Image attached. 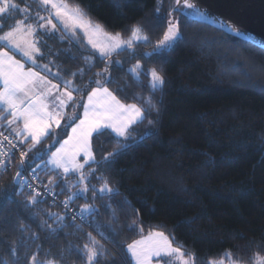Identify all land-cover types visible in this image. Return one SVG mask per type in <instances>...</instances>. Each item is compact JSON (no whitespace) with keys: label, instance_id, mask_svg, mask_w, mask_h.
I'll return each instance as SVG.
<instances>
[{"label":"trees","instance_id":"16d2710c","mask_svg":"<svg viewBox=\"0 0 264 264\" xmlns=\"http://www.w3.org/2000/svg\"><path fill=\"white\" fill-rule=\"evenodd\" d=\"M13 2L20 9L27 8L26 12L14 13L15 19L29 17L27 23L34 24L30 16L47 11L39 0ZM66 2L69 6L79 4L87 18L101 24L109 33H121L124 40L130 37L133 25L142 26V34L149 37V42L138 43L135 54L114 53L111 59L120 61L123 67L112 66L111 75L116 82L104 86L122 103L141 104L134 97L149 95L150 77L142 74L141 87L128 69L137 61L145 70L155 67L165 77L163 88L153 94L159 113L152 111L132 127L131 135L142 139L128 141L129 147L114 156L110 164H104L101 158L119 149L117 139L122 138L114 134L98 137L94 133L91 139L99 163L85 166L86 173L89 167L97 169L85 183L99 187L103 181L98 177L103 174L120 194L110 201V209L104 207L109 203L108 197L93 201L91 191L87 194L89 199L78 198L69 207L78 211L85 203H95L99 208L95 221L105 225L114 210L119 221L112 225L116 234L111 240L101 239L89 223L80 219L73 224L71 215L66 217L62 231L50 233L39 227L41 221L52 224L47 212H66L54 199L64 201L77 191L75 182L79 173L59 175L44 167L48 156L68 135L70 127L63 128L65 121L55 129V135L44 138L34 150L45 151L46 155L33 161V152H29L26 158L29 168L41 165L36 173L47 189L50 179L56 181L48 189L50 197L40 196V202L35 205L29 202L27 198L33 192L21 189L13 179L19 170L16 157L9 166L0 168V264H30L38 246V260L55 257L58 264H84L75 251L68 249L70 244L86 243L88 232L110 253L107 262L102 259L100 264H131L127 245L154 230L169 234L176 245L194 252L197 264H207L209 258L218 260L228 249L246 261L256 251L264 254V247H258L264 243V50L174 11L173 0ZM170 19L178 22L180 31L172 50L164 58L143 55L163 38ZM12 24L14 19H5L0 34ZM37 36L43 53L37 56V65L11 52L27 67L59 85L60 91L64 84L54 73L59 71L63 79L73 80L83 89L74 92V97H83L85 102L87 93L96 87L91 81L103 79L94 74L102 71L106 61L93 54L80 32H76V38L62 30ZM0 48L5 47L0 43ZM83 56L92 57L91 68L84 63ZM44 64L49 66V71L40 68ZM80 69H83L82 77ZM85 85L89 86L84 88ZM121 87L124 91L119 90ZM82 110L78 108L80 116ZM65 111L70 113L72 108ZM149 120L153 123L149 124ZM2 126L13 135L7 126ZM30 144V140L23 143L24 151ZM69 185L73 186L69 188ZM5 193L10 198L6 199ZM125 197L130 204L122 203ZM133 222L143 231H130L127 225ZM104 231L107 234L110 229ZM33 233L38 234L37 239L32 238ZM225 264L229 262L225 260Z\"/></svg>","mask_w":264,"mask_h":264},{"label":"snow or ice","instance_id":"6c2138e0","mask_svg":"<svg viewBox=\"0 0 264 264\" xmlns=\"http://www.w3.org/2000/svg\"><path fill=\"white\" fill-rule=\"evenodd\" d=\"M39 4L45 7L50 6L53 11L47 17L40 16L37 13L36 24H31L27 23V19L29 18L27 16L22 19L14 18L15 12H26L27 8L20 9L13 0H0V28H3L5 19H14V24L9 26V30L0 35V42H3L5 45V48H0V120H3L6 114L11 116V119L7 120L8 125L22 120V128L14 129L13 131H15L17 137L23 136V140L20 141L21 144L27 143L29 140L31 141L28 150L20 152L18 169H22L26 164L29 152H33V161L46 155L45 151L37 152L34 150L44 138L49 135H55V129L61 127L62 120L65 121L63 128L66 130L70 127L71 133L61 143L60 147L55 152H52L44 167H47L49 164L52 165L53 170H57L59 175L78 172L79 175L75 182L77 191L61 202L63 207L68 211L65 213L47 212L46 215L52 220V224H49L47 221H41L39 227L50 233L62 231L66 227V217L71 215L73 224H75L77 219H80L82 222L89 223V226L93 227L101 239L111 240L116 234L112 225L119 221L114 210L112 211L110 222L105 225L95 221V216L99 213V208L95 203H85L75 213L70 212L69 205L78 198L89 199L87 194L91 191V199L93 201L97 198L108 197L109 203H106L104 207L106 209L111 208L110 201L120 193L118 188L110 185L107 177L103 174L98 177V179L103 181L99 187L94 184L85 183L90 176L95 175L97 172L96 168L89 167L86 173L84 171L85 165L99 163L91 147L93 134L95 133L98 137L105 134H114V137L122 138L117 139V143L120 145L119 149L109 152L101 158L104 164H110L114 156L120 154L121 150H126L129 147L128 141L142 139V137H133L131 135L132 127L146 119L147 115L152 111H155L157 114L159 113V108L154 102L153 94L163 88L165 77L155 67L145 70L140 61H137L128 71L141 87L143 86L142 74L150 77L148 81L149 95L146 98L139 94L134 97L140 100L141 104L122 103L108 87L104 86L107 83L116 82L111 75V67H123L120 61H113L111 57L118 50L125 48L135 54V43H148L149 37L142 34V26L139 24L133 25L130 30V37L124 40L121 38V33H109L104 30L101 24L94 23L90 18H87L79 4L69 6L66 0H39ZM181 5L183 8L193 10V13L186 14H195L201 18H206V13L200 10L192 0H175V10H183L180 7ZM159 11L160 9L157 7L156 13L158 14ZM53 18L63 26L66 33H71L73 38H76L77 30H82L83 35L87 38V43L95 50L93 54L98 55L101 61H106L102 71L94 74L96 77H103V79L91 81V83L96 84V87H93L87 93L86 102H83V97L77 99L73 95L74 92H82L83 89L76 86L73 80L63 79L59 71L53 75L63 81V91L59 90V85L53 84L51 80H48L45 76H41L39 72H35L31 68L25 70V65L5 50L10 46L18 50L24 58L35 65L37 55H43L40 47L37 46L40 41L36 34L38 30H44L46 33L57 31V25L53 23ZM227 26L230 30L239 32V28L231 23ZM63 38L60 37L62 40ZM179 38V24L177 21L170 19L167 22L163 38L156 42L151 52L143 53V55L149 58L153 56L164 58L172 50L174 43ZM82 59L89 68L93 66L91 56H83ZM40 67L49 71L47 64L40 65ZM76 75V72L72 73L73 77ZM79 75L83 76V69L79 70ZM88 86L85 85L84 88ZM119 90L124 91V88L121 87ZM67 107L72 108L70 113L65 111ZM80 107L83 108L82 117L78 112V108ZM152 123L153 121L149 120V124ZM106 130L111 131L106 132ZM148 134L150 135L151 133ZM4 141H8L12 145L8 137L0 139V168H6L7 164L11 163V155L13 154L11 150L4 147ZM16 147V145H12L13 149ZM48 150L50 151V148ZM81 154H83L84 163H80L77 160V157L81 156ZM40 167L41 165H37L36 169ZM36 169H33V173H35ZM61 169L62 173L59 172ZM20 176L21 170H18L13 179L16 180ZM55 183V180L50 179L47 186L48 189L50 190L51 186ZM80 185H83V187H80ZM72 186L69 185L68 187L71 188ZM41 195L39 191L34 190L33 194L27 199L32 205H35L40 202L38 198ZM5 198H10V194L5 193ZM122 203L130 204V201L125 197ZM152 210L154 211V209ZM89 217H92V219L89 220ZM79 227L77 225V228ZM127 227L130 231L137 229L141 232L143 231V228H140L135 222L128 224ZM105 228L110 229L107 234L104 231ZM32 238L37 239L38 234L33 233ZM86 238L87 242L82 246L70 244L68 250L75 251L83 259L84 264H100L102 259L107 262L110 253L105 245L100 240H97L91 232L86 233ZM173 239L174 237L170 238L164 232L150 231L148 236L129 243L127 245V252L130 254V259L134 264H152L153 257L167 258L166 264H197L198 258L196 254L185 250L183 245L173 246ZM258 247H264V243L259 244ZM38 252L31 256L30 264H58L55 257L38 260ZM12 253L15 255L16 250L13 249ZM60 259L63 260L62 254ZM225 260L229 264H264V254L256 251L246 261L242 257L235 256L228 249L221 253V257L218 260L209 258L207 264H225Z\"/></svg>","mask_w":264,"mask_h":264},{"label":"water","instance_id":"95a60500","mask_svg":"<svg viewBox=\"0 0 264 264\" xmlns=\"http://www.w3.org/2000/svg\"><path fill=\"white\" fill-rule=\"evenodd\" d=\"M187 18L211 26L230 36L252 44L264 50V0H192L196 6L206 13V18H201L193 13L192 9L180 7L175 10ZM231 23L239 28V32L230 30ZM15 182H18L16 178Z\"/></svg>","mask_w":264,"mask_h":264},{"label":"built area","instance_id":"2783aa9c","mask_svg":"<svg viewBox=\"0 0 264 264\" xmlns=\"http://www.w3.org/2000/svg\"><path fill=\"white\" fill-rule=\"evenodd\" d=\"M0 139H3V137H8V139L12 142V145H16L17 147L15 149L12 148V145H10L8 143V141H4V147L6 149H9L12 151V155H11V160L13 159V157H16L19 161H20V152L24 151L23 149V144H21L17 137H14L13 135L9 134L4 128L3 126L0 124ZM11 163H8L7 165L9 166ZM21 170V176L17 177L18 178V184L20 186L21 189H25V190H30L32 192L35 191H39L42 195V198H46V197H50L51 196V192L42 184V182L39 180L38 175L35 171V173H33V169L29 168L27 163L23 166ZM29 185H31V187H29ZM54 201H56V203L62 207L63 209H65L62 205V201H59L57 199H54ZM66 210V209H65ZM69 210L71 213H75L77 211H74V209L69 207ZM68 211V210H66Z\"/></svg>","mask_w":264,"mask_h":264},{"label":"crops","instance_id":"0c3cea01","mask_svg":"<svg viewBox=\"0 0 264 264\" xmlns=\"http://www.w3.org/2000/svg\"><path fill=\"white\" fill-rule=\"evenodd\" d=\"M9 30V29H8ZM5 32V31H4ZM77 32H80L79 30H77ZM81 33V32H80ZM3 34V32L0 34V35H2ZM69 34H71V33H69ZM81 34H83V33H81ZM85 37V36H84ZM85 40H86V37H85ZM2 45H4V43L3 42H0ZM86 44L91 48V46L87 43V40H86ZM38 46V45H37ZM4 47H5V45H4ZM92 49V48H91ZM5 50H7L8 52H9V54L10 55H12L15 59H17V60H19V61H21L20 59H18L12 52H14V53H16V54H19L21 57H23L22 56V54L18 51V50H16V49H12V48H10V46L9 47H7ZM12 51V52H11ZM95 51V50H94ZM38 56V55H37ZM23 59L27 62V63H30V64H32L30 61H28L26 58H24L23 57ZM21 63H23L24 65H25V70H27V69H29V68H31V67H27V65H26V63L24 62V61H21ZM38 63H37V60H36V64L35 65H37ZM33 65V64H32ZM40 66V65H39ZM41 68V67H40ZM33 71H35V72H38L36 69H34V68H31ZM40 73V72H39ZM40 75L41 76H43L41 73H40ZM87 101V97H86V100H85V102ZM82 115H83V110H82V114H81V117H82ZM11 119V116H9V115H5V118L3 119V120H0V124L1 125H4V126H7L9 129H10V131H11V133L15 136V137H17L16 136V134H15V131H13L14 129H19V128H22V126H23V122H22V120H20V121H18L17 123H15V124H12V125H8L7 124V120H10ZM77 123H78V121H77ZM71 133V128H70V130H69V132H68V135ZM67 135V136H68ZM18 138V140L19 141H21V140H23V136H20V137H17ZM65 139H67V137L65 138ZM64 139V140H65ZM64 140H62L59 144H58V146L52 151V152H55L56 151V149L57 148H59L60 147V145H61V143H63V141ZM25 144V143H24ZM51 155H52V153L48 156V158H47V160L49 159V157H51ZM46 160V161H47ZM77 160L80 162V163H84V157H83V154H81V156H78L77 157ZM87 165V164H86ZM85 165V166H86ZM47 167L50 169V170H52V171H57V170H53V168H52V165H47ZM59 172L60 173H62V169L61 170H59ZM76 173H78V172H76ZM69 174H73V173H69ZM68 175V174H67Z\"/></svg>","mask_w":264,"mask_h":264},{"label":"rangeland","instance_id":"374dc122","mask_svg":"<svg viewBox=\"0 0 264 264\" xmlns=\"http://www.w3.org/2000/svg\"><path fill=\"white\" fill-rule=\"evenodd\" d=\"M47 8V11L45 12V13H43V15H40V16H44V17H47V16H49V13L50 12H52L53 10L51 9V7L50 6H47L46 7ZM30 18H32V20H33V23L34 24H36V17H32V16H30ZM53 23H56V25H57V31L58 30H62V31H64V29H63V26L55 19V18H53ZM81 33H83L82 32V30H79ZM56 32V31H55ZM65 32V31H64ZM42 34V33H46L44 30H38V32H37V34ZM51 33H53V32H51ZM66 33V32H65ZM36 34V35H37ZM102 39V38H101ZM86 40H87V38H86ZM138 43H140V42H137V43H135V45H134V48L138 45ZM91 46V45H90ZM10 48H12V47H10ZM12 49H14V48H12ZM120 51H131V50H128V49H123V50H118V52H120ZM66 110V109H65ZM55 127V126H54ZM154 231H160V230H154ZM162 232V231H161ZM148 234H149V232L148 233H145V234H142V235H140L136 240H139V239H141V238H143V237H146V236H148ZM164 234L165 235H167V236H169L170 237V235L169 234H167V233H165L164 232ZM171 238V237H170ZM173 242V246H178V245H176L175 243H174V241H172ZM132 243V242H131ZM127 248V247H126ZM127 250V249H126ZM129 254V253H128ZM129 256H130V254H129ZM166 259L167 258H159V257H153L152 258V264H166ZM131 264H134V262L131 260Z\"/></svg>","mask_w":264,"mask_h":264}]
</instances>
